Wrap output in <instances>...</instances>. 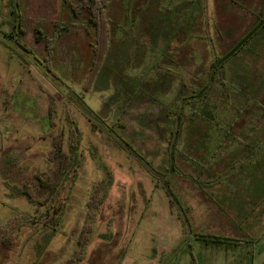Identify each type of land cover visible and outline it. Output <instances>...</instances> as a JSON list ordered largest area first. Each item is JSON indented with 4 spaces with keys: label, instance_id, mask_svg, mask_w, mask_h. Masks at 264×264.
<instances>
[{
    "label": "rangeland",
    "instance_id": "1",
    "mask_svg": "<svg viewBox=\"0 0 264 264\" xmlns=\"http://www.w3.org/2000/svg\"><path fill=\"white\" fill-rule=\"evenodd\" d=\"M81 1L0 0V224L34 219L0 243V264H63L87 223L78 264H232L234 244L198 236L264 231V0H107L110 45L88 88ZM75 129L47 213L23 189L39 195L53 136L68 152ZM255 249L260 264L264 235Z\"/></svg>",
    "mask_w": 264,
    "mask_h": 264
},
{
    "label": "trees",
    "instance_id": "2",
    "mask_svg": "<svg viewBox=\"0 0 264 264\" xmlns=\"http://www.w3.org/2000/svg\"><path fill=\"white\" fill-rule=\"evenodd\" d=\"M106 3L107 0H82L80 5L87 9L89 14V20L93 24L95 28V43H94V59L92 67L89 70L88 77L85 83L88 88L91 84V81L94 79L96 74L98 73L100 67L102 66L107 50L110 45V23L109 19L106 18ZM71 4V3H70ZM76 12V9H75ZM264 20V17L262 18ZM263 25V24H262ZM259 26L260 30L264 26ZM259 28L252 31L255 34ZM254 30V29H253ZM252 34V35H253ZM247 40V39H246ZM244 40V42H246ZM16 42L22 45L20 39L17 38ZM243 42V43H244ZM243 43H241L243 45ZM240 49L239 45L235 46V49L228 53L225 59L233 56ZM53 147L50 149L48 153L49 162H57L56 166L50 170L48 174L45 176L38 177V192L39 195L36 196L32 190L25 187L23 189V193L26 194L32 202H35L39 206L43 207L47 213H58L60 210V193L61 189L64 186L65 181L67 180V174L71 170L70 168L74 165L75 153L77 152V144L79 141L78 131L75 129L70 135L69 140V151H65V134L64 132H59L57 135L53 136ZM103 185H98L91 196L89 201V208H93V204L95 199L98 197V192ZM105 195H103L104 197ZM90 213L87 216V220L90 218ZM34 221L33 217L15 211L5 222L4 224H0V243L6 241L12 231H15L18 226H20L23 222H31ZM86 228L80 233L77 249L72 256L67 258L63 264H78L79 261L84 256L83 249L88 241L89 235L92 232L93 225L87 223ZM198 237L202 238L205 241L211 242H220L223 237L213 236V235H203L200 234Z\"/></svg>",
    "mask_w": 264,
    "mask_h": 264
},
{
    "label": "crops",
    "instance_id": "3",
    "mask_svg": "<svg viewBox=\"0 0 264 264\" xmlns=\"http://www.w3.org/2000/svg\"><path fill=\"white\" fill-rule=\"evenodd\" d=\"M239 232L241 234H244V235H250L252 237L255 236V238L254 239H248V238L238 237V238H232V240H230V238H228V237L226 238L223 236L225 238V240H223L222 242H225L227 240L228 243L235 245V250H237V252H240L237 255H235V253L231 255V258H233V260H235V261H232V264L233 263L244 264V262H246V264H257L256 262H257L258 255H257L255 247H256V243L259 240L260 236L264 235V231H263V233H261V231H239ZM208 235H213V234H208ZM213 236H217V235H213ZM258 236H259V238L257 239ZM252 246H253V249L250 251L249 248ZM209 251L213 252V249H210ZM222 256L224 257V259H222L221 261L224 262L225 256L223 253H222ZM260 258H261L260 262H262L260 264H264V255L261 256ZM211 263H212V260H210L207 264H211Z\"/></svg>",
    "mask_w": 264,
    "mask_h": 264
}]
</instances>
